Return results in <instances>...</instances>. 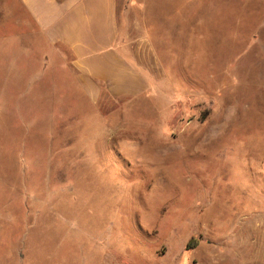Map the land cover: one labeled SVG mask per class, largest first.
I'll list each match as a JSON object with an SVG mask.
<instances>
[{"label": "rangeland", "instance_id": "obj_1", "mask_svg": "<svg viewBox=\"0 0 264 264\" xmlns=\"http://www.w3.org/2000/svg\"><path fill=\"white\" fill-rule=\"evenodd\" d=\"M183 8L91 98L0 0V264H264V0Z\"/></svg>", "mask_w": 264, "mask_h": 264}, {"label": "crops", "instance_id": "obj_2", "mask_svg": "<svg viewBox=\"0 0 264 264\" xmlns=\"http://www.w3.org/2000/svg\"><path fill=\"white\" fill-rule=\"evenodd\" d=\"M191 1L17 0L24 31L39 33L91 98L143 92L144 70L134 61L160 62L148 35L157 25L152 17L165 15L176 27V17L184 15L183 7ZM128 31L142 32L132 45L131 58L121 34Z\"/></svg>", "mask_w": 264, "mask_h": 264}, {"label": "trees", "instance_id": "obj_3", "mask_svg": "<svg viewBox=\"0 0 264 264\" xmlns=\"http://www.w3.org/2000/svg\"><path fill=\"white\" fill-rule=\"evenodd\" d=\"M195 244H197V239L195 237H191V239L186 244V248H191Z\"/></svg>", "mask_w": 264, "mask_h": 264}]
</instances>
